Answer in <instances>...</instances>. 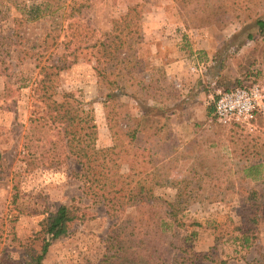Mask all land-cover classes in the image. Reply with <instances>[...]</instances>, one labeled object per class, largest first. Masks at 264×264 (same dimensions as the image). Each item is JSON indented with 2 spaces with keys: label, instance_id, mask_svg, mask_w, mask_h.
<instances>
[{
  "label": "rangeland",
  "instance_id": "374dc122",
  "mask_svg": "<svg viewBox=\"0 0 264 264\" xmlns=\"http://www.w3.org/2000/svg\"><path fill=\"white\" fill-rule=\"evenodd\" d=\"M262 2L251 8L249 21L220 25L194 21L196 0H0V264H27L39 250L42 224L61 205L77 218L66 236L51 243L42 264H101L110 256L112 231L136 217L134 206L110 216L86 196L74 160L24 172L20 157L28 117L43 106L34 89L47 79L52 99L69 93L83 103L96 148L112 147L107 93L98 87L97 42L128 13L132 41L140 38L133 81L151 84L137 88V98L119 97V103L130 117L152 111L153 123L133 146L124 141L125 148L135 154L141 177L149 173L147 179L164 184L152 189V199L169 246L153 237L146 217L139 235L126 230L119 238L151 243L150 264H264V32L254 24L264 21ZM254 86L261 97L250 120H216L219 93ZM113 118L119 128L124 120ZM165 123L176 142L171 151L163 143L149 145ZM134 170L121 167L123 173ZM168 206L176 212L169 219ZM247 222L254 237L239 247L230 239ZM180 241L191 249L188 254L180 251Z\"/></svg>",
  "mask_w": 264,
  "mask_h": 264
},
{
  "label": "trees",
  "instance_id": "16d2710c",
  "mask_svg": "<svg viewBox=\"0 0 264 264\" xmlns=\"http://www.w3.org/2000/svg\"><path fill=\"white\" fill-rule=\"evenodd\" d=\"M262 1L264 0H196L197 8H195L194 16L196 20L194 21L201 24L213 21L220 25L234 21H249L250 12L253 8H260L263 5ZM44 6L48 7L47 4ZM37 10H39L38 7L32 9V11ZM130 15L131 13H128L126 17L121 18V23L115 21L111 35L97 42V51L101 55V60L97 62L99 67L96 68V73L99 90L107 93L104 97V109L113 142L112 147L96 148V134L89 112L82 102L69 93H63L59 101L52 99V94H48L51 89L50 79L42 80L34 89L35 92L37 90L41 92L40 99L42 98L43 106L39 112L34 111L29 115L21 136L20 157L25 166L24 172H32L64 158L72 159L80 167L75 178L82 182L86 196L101 203L108 215L116 216L128 206L135 207L136 217L123 222L112 231V237L110 235L106 247L110 256L106 257L101 264H150L152 262L154 248L151 243L148 245L138 240L119 238L126 233V230H129L130 237L139 235L138 224L145 217V224L148 230L152 231L153 237L163 241L164 247L169 246L161 227L162 218H157L158 213H154L157 202L152 199V189L164 184L161 180L147 179L149 173L141 177L135 154L125 148L124 141L133 146L140 138V134L147 130L151 131L153 123L149 116L152 111L149 110L147 114L142 113L137 118L130 117L123 114L125 106L119 103V97L130 94L133 98H137L139 95L135 92L136 89L141 86L146 88L151 84L133 81L134 74L138 71L137 67L140 66L137 48H134L140 38L132 41L135 32L132 30ZM254 24L260 33L264 32L262 19L258 18ZM125 32L127 33L124 36ZM47 77L49 78V75ZM114 116L117 117L116 121L119 118L124 120L119 128L114 126L116 123ZM155 131L158 139L149 142L150 146L157 147L158 144L163 143L166 150L174 149L176 142L166 123ZM149 137L153 138L152 135ZM130 155L132 160L128 159ZM123 164L133 165L136 170L123 173L121 172ZM257 173L254 179L257 178ZM261 206L264 211V202ZM171 207L173 206H168L169 210L164 212V216L168 219L176 214ZM253 215L249 217V220ZM76 218L72 208L66 205L59 206L49 215L39 232L41 236L39 250L27 264H42L51 243L66 236ZM238 230L239 234L230 240L237 239L239 247H247L250 239L254 237V230L249 228V222L245 230ZM144 237L147 238L146 235ZM180 245L182 247L180 251L184 254L191 251L184 241H180ZM251 264L262 263L256 261Z\"/></svg>",
  "mask_w": 264,
  "mask_h": 264
},
{
  "label": "built area",
  "instance_id": "2783aa9c",
  "mask_svg": "<svg viewBox=\"0 0 264 264\" xmlns=\"http://www.w3.org/2000/svg\"><path fill=\"white\" fill-rule=\"evenodd\" d=\"M261 97L258 87H237L218 94L214 103V115L219 123L246 122L253 116Z\"/></svg>",
  "mask_w": 264,
  "mask_h": 264
}]
</instances>
